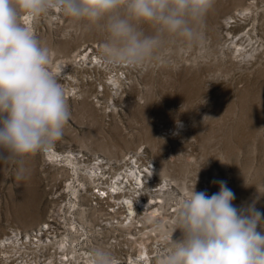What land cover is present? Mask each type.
I'll return each instance as SVG.
<instances>
[{"label": "rangeland", "instance_id": "1", "mask_svg": "<svg viewBox=\"0 0 264 264\" xmlns=\"http://www.w3.org/2000/svg\"><path fill=\"white\" fill-rule=\"evenodd\" d=\"M218 1L215 0V10L211 9L217 11L215 14L225 12L238 3L244 4V9L253 4V35L259 50L256 51L257 55L254 54L255 60L252 58L250 61L252 63L239 67L229 65L228 57L212 47V41L200 26L204 34L202 42L189 44L174 38L155 59L146 62V66H136L137 69L130 71L127 79L121 80L116 95H100L96 99L93 96L87 99L88 96L83 95L90 90L89 78L77 75V83L67 82L64 78L66 73L74 75L75 70L69 67L65 69L60 63L70 65L78 51L87 45L95 47L102 55L100 48L104 34L98 29L89 30L84 22L71 18L53 21L49 19L50 15L42 22L38 19L43 15L33 17L30 25H24L34 33L41 46L50 50L48 68L64 89L71 117L60 139L26 158L27 172L23 180L16 179L14 164L0 162V241L10 236L12 229L18 232L39 229L49 218L51 208L56 206L54 193L61 186L72 184V187H76V180L83 181V177L74 175L61 157L45 168L43 163L48 152L66 156L64 153L71 149L90 158H107L108 155L101 148L104 145L108 148L107 152L115 155L110 160L112 162L135 152H143L140 164L144 167L152 164L155 182L167 180L173 190L169 194H157L156 197L161 200V210L153 219H145L142 228L140 224L136 225V229L114 225L115 239L111 238L109 228L97 229L100 222L104 223L103 220L109 217L105 213L108 206L105 202L100 209L99 205L96 206L98 210L86 211L89 203L87 207L77 205L69 209L65 205L74 197L68 195L60 202V213L64 215L68 227L77 220L87 234L83 236L78 228V232H75L69 227L71 240L75 241L73 247L80 244L75 250L81 254L77 256L78 264H89L90 253L97 247L109 251L117 262L121 257L125 259L118 264H131L129 257L138 255L140 243L149 249L157 243L169 250L172 240L180 239L182 233L179 229L168 233V237L164 233L175 228L178 204L194 185L197 192L206 191L211 196L219 191V185L213 181H226L235 193L234 206L246 207L256 201V208L264 212V0ZM27 15H21V23H24ZM142 27L147 34L153 32L150 25ZM91 74L83 73L84 76L91 75L92 79L98 78L94 82L97 84L110 76L109 71ZM80 79L84 80L83 83ZM86 100L89 102L85 103ZM177 121L184 127L177 129ZM159 163L166 165L165 174L159 171ZM84 166L78 165L80 169ZM29 190L34 206L25 223H20L13 214V203L19 199L20 193L26 196ZM149 191L151 188H148L147 197H153ZM82 194L84 191L79 192L78 196ZM75 202L78 203L77 200ZM113 215L117 220H122L124 216L123 213ZM113 215L110 213L111 219L108 221L117 222L113 220ZM111 242V245H116L115 248H110ZM68 257L72 258L69 254ZM143 259V256L137 257L135 264H146Z\"/></svg>", "mask_w": 264, "mask_h": 264}, {"label": "clouds", "instance_id": "2", "mask_svg": "<svg viewBox=\"0 0 264 264\" xmlns=\"http://www.w3.org/2000/svg\"><path fill=\"white\" fill-rule=\"evenodd\" d=\"M215 0H0V162L27 172V157L50 147L71 117L65 92L49 70L50 50L20 20L58 10L89 30L104 34L101 54L110 65L142 66L174 38L197 44ZM153 29L147 34L142 25ZM177 127L183 125L177 121ZM217 193L195 190L178 204L176 226L161 264H264V212L253 201L234 206L235 193L223 180ZM258 228L260 230H258ZM91 264H118L102 247Z\"/></svg>", "mask_w": 264, "mask_h": 264}, {"label": "bare ground", "instance_id": "3", "mask_svg": "<svg viewBox=\"0 0 264 264\" xmlns=\"http://www.w3.org/2000/svg\"><path fill=\"white\" fill-rule=\"evenodd\" d=\"M252 5L249 4L248 8L244 9V4L242 5L241 3H238L237 5L226 10L225 12L220 13L219 11V14L218 13L215 14V12L217 11L214 10L217 7V5H214V8H212L214 10L209 11L203 23L200 25L206 31L205 34L207 33L208 35L206 37H208L209 40L212 41L211 43L212 47H214V49L217 52H220L222 55L228 57V62L230 63L229 65L231 66L233 65L239 67L241 65H248L249 62L252 61V58L254 59V57H256L254 56V54H256V51L259 50L257 49V44L254 40V35H253L254 20H253L252 10H254L253 8L254 6ZM220 9L221 8H219V10ZM47 15H50L49 16L50 18L49 17L48 18L53 21L62 20V18L66 20L67 18H69L64 16L58 10H51L49 13L43 15L41 19H38L39 18L38 17L37 18L38 21L42 22V19L44 20V18H47ZM32 18L33 17L31 15H27L25 20H23L25 24L24 23L22 24L30 25L32 22L31 21ZM39 22H37V25ZM60 64H63L64 65L63 68L65 69L69 67L71 68L70 70H75L74 75L66 73V76L64 77L65 80H67V82L69 83L75 84V82L78 79V76L80 78L81 77L86 79L89 78V80L87 81H89L88 85H90V90L87 91L86 93L82 92L83 95L88 96L87 99H89L90 96L91 97L93 96L94 99H96L100 95L101 96L102 95L106 96L108 94L116 95V93L118 92L117 90H119V87L121 86L120 85L121 80L127 79V75H130L129 72L132 70L134 71L135 69L138 68L136 66H129V65H110L104 61L102 55H99V52L95 47L92 46L90 47L89 45L82 47V49L78 51V53L76 54L75 58L73 59L70 65L69 64L66 65L65 62H61ZM59 69H61L60 66ZM106 71H109L110 76L108 78H105L106 79L105 81H99L98 84L94 83L95 80H98V78L92 79L91 73H95L98 75L101 73H105ZM119 71L122 72L119 73ZM111 72H113V74ZM83 73L85 74L89 73L91 75L88 77V76H84ZM82 81L84 80L80 79V82ZM98 88H101L100 92L98 91ZM88 102L89 101L86 100L85 103ZM95 102L97 103L98 101ZM82 106L85 107L86 105H82ZM148 137L146 138L149 139ZM101 148L102 151L104 150L106 155H108L107 158H102L98 156H93L90 158L89 156L83 154L82 152H74L71 149L64 153L67 157L63 155L60 156V154L54 152L47 153V158H46L47 160L45 159L43 163V166L45 168L46 165H50L51 162L57 161L58 158L61 157L60 159L62 160L64 159L69 165V167H71V170L74 173V175L76 176L81 175L83 177V181L76 180V183H78L76 187L74 186L72 187L71 186L72 184H69L68 186H61V189L57 191L56 194L54 193L53 199L54 202L56 203V206L51 208V211L49 212V216H48L49 218L46 219L45 223L40 225L39 229L34 228L32 231L27 230L24 232H18L13 229L10 230L9 233L10 236H6L2 238V240L0 241V250H1L0 264H8L13 260L15 261V264H78L77 256L79 257L81 254H79L75 250L77 247H80V244H77L76 246L73 247V243L75 241L71 240L72 239L71 232L69 231L70 228H72L75 232H78L77 231L78 228L83 236L87 234L86 231L84 230L85 228L77 220L76 221L74 220L73 223H70L69 224L70 228H69L65 221L64 215L60 213V208H61L60 202L65 198H67L68 195L74 197L73 199L74 201L68 200L67 201L68 205H65V206H69V209H73L77 205L81 207L82 206L87 207L89 203V209H87L86 211L98 210L102 207V206L100 207V205H102L103 202H105V204L108 205L105 213L109 217L103 220L104 223L100 222L99 224L100 229L99 227L97 229L98 231H100L102 229L105 230L106 228H109V230H111L110 233H112L111 234L112 239H115L114 233L116 229L114 228L113 223L108 221L111 219L110 213L112 215L123 213L124 215L123 220L120 219L117 220V218H114L115 215L112 216V218H114L113 220H117L116 226H122L123 222L126 219H128L129 225L128 227L125 228L136 229L137 224H140L142 228V226H144L146 222L145 219L148 218L153 219L155 214L158 213L159 210H161V206H162L161 200H159L156 196L147 197L148 188L150 187L147 185L151 184L153 186H158L159 190L157 192L166 191L167 193L165 194H169V191L173 190L172 185L169 184L167 180H164L163 183L155 182L154 166L152 164H149L150 166L144 167L140 164L141 161L140 159L143 158V152H135L129 154L128 157L127 156L122 157L120 161L113 160L114 162H112L110 160L112 157H115V155L114 154L112 155L111 153L107 152L108 148L105 145L101 146ZM85 162L87 163L84 166V168L80 169L78 165L82 166L81 163H85ZM90 162L92 163L90 164ZM119 169L122 170V172L116 173ZM159 169H160L159 171H161L163 174H165V172L167 171L166 165L164 163H161L159 165ZM171 180H173V178ZM86 184L88 186H86ZM93 188H97L98 189L97 193L99 192L101 193L98 195L95 194L94 192H91ZM68 190H72V191L68 192ZM81 191H84V194L78 196V193ZM171 193L172 192H170V194ZM20 195L21 196L19 197V199H17L13 203V214L20 223L23 222L25 223V220L28 219L27 218L28 216H30L31 210L33 209L34 205H32L30 199V195H31L30 190L27 192L26 196H22L21 193ZM136 195L143 196L144 199L143 200L141 198L137 199ZM161 198L164 200V197ZM75 200H77L78 203H76ZM93 201L97 202L95 203V206H92ZM98 205L99 207L98 209H96V206ZM119 209L121 210L117 211ZM78 210L82 211L84 209L79 208ZM173 230L174 228L172 227L170 231H167V233L165 232L167 235H165L164 233V236L168 237V233L172 232ZM25 238L27 240H25ZM111 244L112 242L109 245L110 248H115L116 245L113 246ZM140 244L141 245L138 248V255H136V257L134 256V258L129 257L131 264H135L136 258L141 256L144 257L143 262H145L146 264H152L156 261L158 264H161L162 257L168 251L167 247L166 248L164 246L160 247L157 243H155V245L151 246L149 249L147 248V246H144V244L143 245L142 243ZM126 250L127 248H125V251ZM152 253L154 254L152 255ZM68 254L72 258H69ZM152 257H154L153 260L151 259ZM119 260L120 261L118 263H121L123 260L122 257L119 258ZM87 262L91 264V259L88 260Z\"/></svg>", "mask_w": 264, "mask_h": 264}, {"label": "built area", "instance_id": "4", "mask_svg": "<svg viewBox=\"0 0 264 264\" xmlns=\"http://www.w3.org/2000/svg\"><path fill=\"white\" fill-rule=\"evenodd\" d=\"M131 156V155H130ZM128 157V156H127ZM86 163L87 162H85V163H81V165H83V164H85L86 165ZM92 162H90V164H91ZM147 166H150V165H147ZM121 172H122V170H120ZM119 171V172H120ZM120 172V173H121ZM147 186H150L149 188H151V191H149L150 193H152V195L153 196H157V194L158 195H160V193H162V192H166V191H162V192H157L158 190H159V187L158 186H153V185H147ZM94 190H96V191H94ZM82 192V191H81ZM91 192H94L95 194H100L101 192H99V193H97L98 192V189L97 188H93L92 189V191ZM136 198L137 199H139V198H141L142 200L144 199V197L143 196H138V195H136ZM93 202H95V203H97L96 201H93ZM92 202V203H93ZM93 206H95V204L93 205ZM124 218V217H123ZM123 220V219H122ZM113 223V225H116V223L117 222H112ZM123 225H125V226H128L129 225V222H128V219H126L124 222H123ZM13 262H14V264H15V261L13 260Z\"/></svg>", "mask_w": 264, "mask_h": 264}]
</instances>
